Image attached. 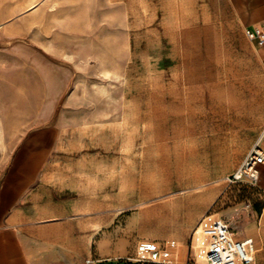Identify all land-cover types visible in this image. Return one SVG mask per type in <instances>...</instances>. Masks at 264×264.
Listing matches in <instances>:
<instances>
[{
    "label": "rangeland",
    "instance_id": "1",
    "mask_svg": "<svg viewBox=\"0 0 264 264\" xmlns=\"http://www.w3.org/2000/svg\"><path fill=\"white\" fill-rule=\"evenodd\" d=\"M58 121L96 123L118 152L134 255L106 263L148 264L139 242L186 235L216 180L212 212L233 229L261 211L255 188L206 175V139L189 142L192 125L254 144L264 131V64L227 0H0V180L27 131Z\"/></svg>",
    "mask_w": 264,
    "mask_h": 264
},
{
    "label": "crops",
    "instance_id": "2",
    "mask_svg": "<svg viewBox=\"0 0 264 264\" xmlns=\"http://www.w3.org/2000/svg\"><path fill=\"white\" fill-rule=\"evenodd\" d=\"M227 2L243 31H257L264 21V0ZM250 40L264 64V47ZM193 126L191 151L199 153V144L206 139V175L221 176L223 182L236 173L255 145L264 150V131L254 144V139L229 138L220 135L221 131L200 137L198 125L197 132ZM100 132L96 123L74 129L64 121L27 131L0 180V264H101L132 255L129 247L135 239L129 236L127 227L121 229L127 235L120 236V208L134 203L120 207L118 152L105 150ZM180 140L183 143V137ZM259 172L255 190L264 198V165ZM219 181L207 187L209 202L204 195L192 219L184 222L186 235L147 241L178 245L177 252H169L158 243L164 254L176 256L179 264L185 263L192 230L227 192L228 186L214 187ZM130 184L133 189V179ZM238 227V231L234 229L236 238L249 241L254 248V264H264V203L259 213L248 214ZM142 242L146 241L139 244Z\"/></svg>",
    "mask_w": 264,
    "mask_h": 264
},
{
    "label": "built area",
    "instance_id": "3",
    "mask_svg": "<svg viewBox=\"0 0 264 264\" xmlns=\"http://www.w3.org/2000/svg\"><path fill=\"white\" fill-rule=\"evenodd\" d=\"M248 37L257 40L264 47V21L257 31H248ZM264 165V150L257 144L247 154L239 169L227 179L229 184L246 183L257 188L259 183V167ZM201 238L205 242L206 258L199 260L196 240ZM142 261L152 264H179L176 256L166 255L157 243L142 242L139 245ZM255 251L249 241H240L231 224L223 218L208 211L192 230L186 248V261L182 264H254ZM85 264H95L87 261Z\"/></svg>",
    "mask_w": 264,
    "mask_h": 264
},
{
    "label": "bare ground",
    "instance_id": "4",
    "mask_svg": "<svg viewBox=\"0 0 264 264\" xmlns=\"http://www.w3.org/2000/svg\"><path fill=\"white\" fill-rule=\"evenodd\" d=\"M196 249H197V255L199 260H204L206 258V250H205V242L201 238H197L196 240Z\"/></svg>",
    "mask_w": 264,
    "mask_h": 264
},
{
    "label": "trees",
    "instance_id": "5",
    "mask_svg": "<svg viewBox=\"0 0 264 264\" xmlns=\"http://www.w3.org/2000/svg\"><path fill=\"white\" fill-rule=\"evenodd\" d=\"M101 264H111V263H106V262H105V263H101ZM148 264H152V263H148Z\"/></svg>",
    "mask_w": 264,
    "mask_h": 264
}]
</instances>
